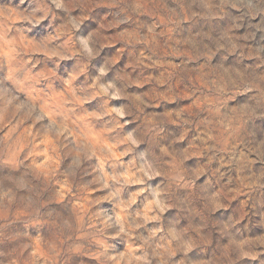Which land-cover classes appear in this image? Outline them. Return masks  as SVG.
Here are the masks:
<instances>
[{
  "label": "clouds",
  "instance_id": "9594fccd",
  "mask_svg": "<svg viewBox=\"0 0 264 264\" xmlns=\"http://www.w3.org/2000/svg\"><path fill=\"white\" fill-rule=\"evenodd\" d=\"M0 264H264V0H0Z\"/></svg>",
  "mask_w": 264,
  "mask_h": 264
}]
</instances>
